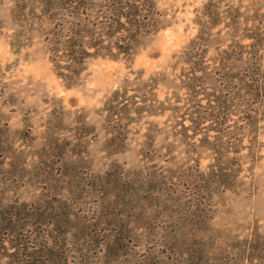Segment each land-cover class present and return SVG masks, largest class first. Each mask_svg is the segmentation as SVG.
I'll return each mask as SVG.
<instances>
[{"label": "rangeland", "instance_id": "374dc122", "mask_svg": "<svg viewBox=\"0 0 264 264\" xmlns=\"http://www.w3.org/2000/svg\"><path fill=\"white\" fill-rule=\"evenodd\" d=\"M48 171L83 264H264V0H0V264H32ZM118 175L138 238L113 260Z\"/></svg>", "mask_w": 264, "mask_h": 264}, {"label": "trees", "instance_id": "16d2710c", "mask_svg": "<svg viewBox=\"0 0 264 264\" xmlns=\"http://www.w3.org/2000/svg\"><path fill=\"white\" fill-rule=\"evenodd\" d=\"M132 20H135L133 14L131 18L129 17V22L132 23ZM51 172L52 171H48L49 177L51 180L53 179V183H50L49 194L53 196L50 205L57 203L59 207H50V210L46 214L38 213V210H36L38 208L35 209V220L40 224V227H37L39 230H36L31 235L35 240L34 248L29 251V255L25 256L33 259L32 264H83L84 262H87V257H84V251L91 249L92 244L95 243V239L93 238L94 235L88 231V228L90 227L88 225L90 219L82 218L79 213L75 211V208H73L70 198L63 193L62 190L64 189L62 183L68 184V181L65 179H59L61 173L56 177L52 176ZM215 175L218 174H214V176ZM213 178L216 180L219 179V177ZM95 180L94 181L97 184H108V181H105V179L100 176ZM54 181L58 184H54ZM111 182L112 187L113 189L115 188L117 194L112 201H109L110 203L107 202L109 209L112 211L111 214L107 216L109 219L113 220L112 224L118 226L121 232L112 235V238L110 235H106V241L104 244L108 248L109 256L112 257L113 260H116L120 256L129 254L128 238H138V235H131V229L134 224L133 220L130 217H127L129 212L133 211L132 202L135 199L134 197H137V193L134 191V197H131V191H128L125 186V183L128 182H126V179L122 177V175L114 177L111 179ZM80 190L78 188L77 193L80 192ZM77 193L74 192V194ZM45 195L48 196V193ZM171 196L172 195L168 196V201ZM128 197H130L129 200H126L125 198ZM147 199L153 200L151 195L146 196V200ZM118 208L120 212L117 213L115 211ZM104 217L105 216H99L100 219ZM95 225H97V222ZM43 226L46 227L44 230L42 229ZM11 238L13 246L18 247L24 245V241L20 237L13 235ZM161 238L164 240L163 244H168L170 241L169 236H162ZM71 243L75 246L72 249H68L67 247ZM169 243L171 244V242ZM13 257L17 260L22 258L19 255H13Z\"/></svg>", "mask_w": 264, "mask_h": 264}]
</instances>
